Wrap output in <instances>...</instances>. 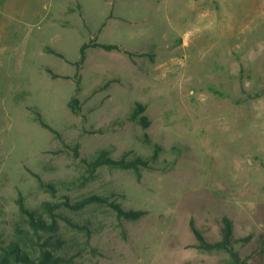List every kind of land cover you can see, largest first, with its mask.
Here are the masks:
<instances>
[{"label":"rangeland","instance_id":"1","mask_svg":"<svg viewBox=\"0 0 264 264\" xmlns=\"http://www.w3.org/2000/svg\"><path fill=\"white\" fill-rule=\"evenodd\" d=\"M90 41L120 49L79 62ZM102 149L149 166L90 177L82 158ZM90 194L145 213L61 206L37 239L18 204L49 220L43 201ZM224 216L264 264V0H0V248L47 249L50 264H227L190 227L215 241Z\"/></svg>","mask_w":264,"mask_h":264},{"label":"trees","instance_id":"2","mask_svg":"<svg viewBox=\"0 0 264 264\" xmlns=\"http://www.w3.org/2000/svg\"><path fill=\"white\" fill-rule=\"evenodd\" d=\"M100 46L105 50H114L120 49L117 44H108V43H99L95 41L84 42L80 48V60L82 62L85 58L86 49L88 47ZM52 50V49H51ZM56 53L55 51H53ZM58 54V53H57ZM62 56L61 54H59ZM78 88V81H77ZM257 95V94H256ZM255 95L249 94L247 97L251 98ZM70 107L73 111L77 112L79 109L78 99L73 98L69 102ZM146 110V105L143 103L136 102L135 109L131 114V118L141 122L143 125L147 124V116L144 114ZM40 123L54 131V129L46 124L42 118H39ZM79 144H75L73 146L76 154L78 153ZM82 161L86 165V169L88 171L89 176H93L96 170L104 165L109 167H119L124 169L133 168L135 170H139L140 167H148L149 162L146 159H142L141 157H135L128 159L125 156L115 158L111 155L108 149H102L97 154L89 159L82 158ZM41 184L48 188L52 193L55 192L56 188L51 182H44L41 180ZM90 203H106L116 212V215L120 218L125 219H138L140 218L145 211L144 210H135V209H125L116 201L110 200L107 196H102L99 194H90L84 196L78 201L70 202L68 199L59 203H53L50 201H43L42 208L45 212H47L50 217L49 220L45 219L41 214L37 213L35 210H32L25 206L23 203V199L20 196L18 199L19 209L20 211L27 216V222L32 230L34 236L37 239L40 238L42 232L49 233L57 229V213L56 209L61 206H66L72 209H81L87 204ZM190 227L195 234L197 243L196 246L205 249V250H224L228 253V261L227 264H248L246 257H243L240 251L236 247V243L238 242H248L250 241L252 234L246 236L236 237L233 229L232 220L224 216L222 218V226H221V237L218 240L211 241L208 240L204 234L197 229L193 220L190 221ZM51 237V236H50ZM37 243V240H36ZM44 243H48L46 240ZM38 256H33L29 250V247L25 244H21L18 240H10L5 246L0 248V264H50L59 260V258L52 257V254L47 249H39Z\"/></svg>","mask_w":264,"mask_h":264}]
</instances>
